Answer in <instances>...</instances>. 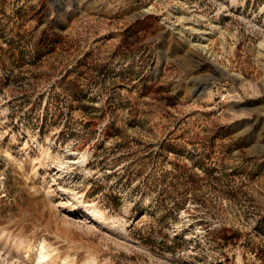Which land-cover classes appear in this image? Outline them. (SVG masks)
Instances as JSON below:
<instances>
[{
    "label": "rangeland",
    "instance_id": "1",
    "mask_svg": "<svg viewBox=\"0 0 264 264\" xmlns=\"http://www.w3.org/2000/svg\"><path fill=\"white\" fill-rule=\"evenodd\" d=\"M0 264H264V0H0Z\"/></svg>",
    "mask_w": 264,
    "mask_h": 264
},
{
    "label": "bare ground",
    "instance_id": "2",
    "mask_svg": "<svg viewBox=\"0 0 264 264\" xmlns=\"http://www.w3.org/2000/svg\"><path fill=\"white\" fill-rule=\"evenodd\" d=\"M68 162H73V161H71V160L69 161V160H68ZM88 213L92 214L93 216L96 217V219H98V220H100V221H104V222H106V223L108 222L106 216L103 215L102 213H98V214H97V213H93V212H91V211H89ZM98 220H97V221H98ZM113 227H114V226H113ZM111 228H112V227H111ZM119 229H120V228H119ZM119 229H118V231H119ZM123 230H124V229H123ZM112 231H114V230H112ZM118 231H117V232H118ZM120 233H121V232H120ZM121 234H122V233H121ZM44 250H45V249H43V248H42V250H40V254H39V255H40V258H43V257L46 255V254L44 255ZM45 258H46V257H45Z\"/></svg>",
    "mask_w": 264,
    "mask_h": 264
}]
</instances>
